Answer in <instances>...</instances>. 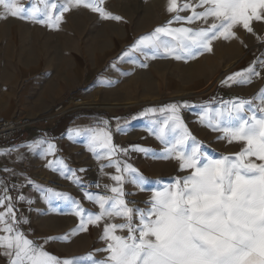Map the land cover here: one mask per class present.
<instances>
[{"label": "rangeland", "instance_id": "rangeland-1", "mask_svg": "<svg viewBox=\"0 0 264 264\" xmlns=\"http://www.w3.org/2000/svg\"><path fill=\"white\" fill-rule=\"evenodd\" d=\"M56 2L63 4L65 0ZM21 3L26 8L33 3L44 7L41 0H21ZM185 3L196 7L199 0H177L178 7ZM102 6L123 19H103L99 13L81 6L64 13L58 30L22 19L10 25L0 24V117L12 118L22 113L34 122L32 130L64 116L96 111L108 118L128 117L141 107H167L185 100L199 101L205 95V111L208 112L205 122L183 121L191 137L195 138L194 141L189 138L182 145L185 152L191 150V144H199L206 156L216 159L225 153L240 152L243 143L229 142L222 132L207 126L208 119L213 124L225 121L228 126V112L238 103L236 97L250 101L251 95L240 92V88L254 81L257 85L264 83V64L259 63L264 60V40L255 45L247 44L249 32L238 25L232 29L235 38L213 40L212 51H205L194 59L177 60L164 54L152 58L150 49L129 52L125 56L124 53L140 37L151 34L157 27L169 25L177 16L189 17L191 12L170 13L169 0H103ZM196 10L203 11L201 8ZM212 22L209 19L206 23ZM170 27L205 28V21L173 22ZM161 38L171 40V37ZM17 55H24L27 60H17ZM249 66L260 72L250 83H225L228 76ZM223 96L227 100L217 104ZM72 98L83 107L69 104ZM250 102L238 114L233 111V116L251 118L252 112L258 118H264V110L257 107L255 100ZM251 105L254 106L251 108ZM217 112L224 115L218 118ZM163 122H138L146 134L147 151L141 155V162L137 159V151L136 157L130 148H125L127 152L120 151L122 163L135 169L140 166L145 175L146 188L141 195L145 200L139 205H130L133 209H147L153 191L159 190L154 189V181L168 185L183 177L179 174L177 161L166 158L165 142L170 147L178 138L179 130L173 129L169 122L168 128L161 133ZM238 123L237 119L231 120L232 126ZM137 144L141 142H130L131 147ZM17 214L16 227L40 250L60 261L85 264L84 254L66 248V240L61 236L30 237L25 230L24 215H19L18 211ZM0 264H9L3 249H0Z\"/></svg>", "mask_w": 264, "mask_h": 264}, {"label": "snow or ice", "instance_id": "snow-or-ice-1", "mask_svg": "<svg viewBox=\"0 0 264 264\" xmlns=\"http://www.w3.org/2000/svg\"><path fill=\"white\" fill-rule=\"evenodd\" d=\"M41 3L43 8L35 3L26 8L21 0H0V19L18 18L58 30L64 13L81 6L99 13L103 19H123L107 12L102 6L103 0H65L63 4L56 0H41ZM197 8L203 11H197ZM168 11H190L191 16H177L169 25L157 27L151 34L140 37L124 53L125 56L129 52L150 49L152 58L164 54L177 60L194 59L205 51L211 52L213 40L235 38L234 27L242 25L251 33L253 21L264 22V0H199L196 7L188 3L178 7L177 0H169ZM209 19L213 22L207 28L170 27L173 22L192 24ZM161 37H171V40ZM259 63L264 64V60ZM259 75L255 67L249 66L228 76L225 83L244 85ZM259 98L264 103V93ZM250 103L240 101L233 105L232 111L228 112V126L222 127L219 121L213 124L208 119L207 126L222 131L229 142L244 145L234 156L219 159L206 156L199 144L187 153L182 147L189 138L195 140L179 114L180 108L187 107V104H171L159 110L170 113L169 119L163 122L161 133L168 128L169 122L173 129L179 130L178 138L170 147L165 142L166 158L180 161V170L188 175L153 191L146 210L129 207L121 187L122 174L111 177L116 182L111 188L116 194L114 197L101 195L95 198L102 210L99 214H85L77 207L76 215L81 218L77 232L86 231L88 225H99L105 216L124 220L121 224L105 225L103 239L107 243L103 251L109 255L103 261H96L90 255L91 264H264V118L233 116V111L238 114L245 104ZM223 115V112L216 113L218 118ZM207 116L205 111L204 117ZM233 119L239 120L235 126L231 124ZM104 123L107 125L108 122ZM76 134H79L78 130ZM90 144L93 150L105 149L101 155L110 160L117 151L107 131L92 132ZM133 148L147 151L139 146ZM52 149L53 145L49 144L50 154ZM121 151L127 152V149ZM52 163L56 162H51L50 166ZM57 168L63 171L67 166L60 161ZM115 169L117 173H134L131 178L134 184L143 186L146 183L143 174L130 164L122 168L117 161ZM67 172L72 177L76 175L71 169ZM48 192L53 197L61 196L51 189ZM19 199L22 200L23 196ZM89 199L94 198L89 195ZM0 209V233H5L0 235V249L9 257V264H78L72 260L60 261L34 245L16 227L18 221L11 197L0 196ZM125 231L127 236L116 234Z\"/></svg>", "mask_w": 264, "mask_h": 264}, {"label": "crops", "instance_id": "crops-1", "mask_svg": "<svg viewBox=\"0 0 264 264\" xmlns=\"http://www.w3.org/2000/svg\"><path fill=\"white\" fill-rule=\"evenodd\" d=\"M16 20L19 19H0V24L10 25L14 24ZM22 21L26 22L27 20L22 19ZM209 25L205 22V28ZM251 27L253 31L247 35V44L255 45L264 40V22L253 21ZM17 57L19 58L17 60H27L24 55H17ZM212 83L213 81L209 83L210 86ZM240 92L251 95L249 100H255L257 107L264 109V103L259 98L260 94L264 93L263 82L257 85L254 81L248 86L241 87ZM241 99L236 97L238 102ZM226 100L227 97L223 96L216 103L220 104ZM183 104H187V107L180 108L179 114L183 121L202 122V124L205 122V95L200 97L199 101L185 100L181 105ZM252 106L254 105H251V108ZM162 108L165 107H141L128 117L121 118H108L102 114L99 115L96 111L81 113L74 117L64 116L29 130L22 140L10 144H0V189H3L0 191V196L11 197L16 220H18L17 211L20 213L19 215H24L26 233L34 238L68 237L69 241L66 240L65 247L84 254L85 261L83 262L85 264H91L88 259L90 255L96 261L105 260L109 254L103 251L107 243L103 239L104 227L107 223H124V220L105 216L99 225H88L86 231L77 232L81 222L80 216L76 215L77 207L82 209L85 214H99L102 210L95 202V198L101 195L106 197L116 195L111 192V188L116 186V182L111 177L117 174L124 176L121 187L124 199L129 202V206L139 205L145 200L141 195L145 191L146 183L143 186L134 184L131 178L135 174L129 171L117 173L115 162L118 161L122 168L124 165H129L122 163L120 158V151L125 148L132 149L131 151L136 157L137 150L131 147V141L137 140L141 142L137 146L146 148L145 129L138 125V122L168 120L170 113L159 111ZM150 109L157 111L151 112ZM252 115L255 114L251 112ZM105 121L108 122L107 125H105ZM219 123L221 126H226L225 121H219ZM77 130L79 131L78 135L76 134ZM97 130L107 131L111 136V143L117 149L111 160L107 156L101 155L106 151L105 149L93 150L91 148L90 134ZM222 135L225 134L222 132ZM49 144L53 145L51 154L48 151ZM190 147L192 149L195 146L191 144ZM201 152L205 154V150ZM237 153L239 151L225 153L219 158L234 156ZM144 154L145 152L137 151L139 162L142 160L141 155ZM60 161H63L67 169L76 173L75 177H72L67 169L61 171L60 168H57ZM175 161H177V168L183 179L188 175V172L181 171L180 161L176 159ZM51 162L56 163H52L50 166ZM256 162L260 163V161ZM137 170L145 177L140 166ZM153 184L154 189H162L166 186L164 183H156V181ZM150 185L151 183H149ZM49 189L52 192L60 193L61 196L53 197L51 192H48ZM89 195L94 199H89ZM20 196H23L22 200L19 199ZM5 203L7 204L8 201ZM116 234L128 235L126 231ZM0 235H5V233H0ZM44 243L43 241L42 244L44 245Z\"/></svg>", "mask_w": 264, "mask_h": 264}, {"label": "built area", "instance_id": "built-area-1", "mask_svg": "<svg viewBox=\"0 0 264 264\" xmlns=\"http://www.w3.org/2000/svg\"><path fill=\"white\" fill-rule=\"evenodd\" d=\"M33 125L34 122L22 113L12 118L0 117V144H10L24 139Z\"/></svg>", "mask_w": 264, "mask_h": 264}, {"label": "bare ground", "instance_id": "bare-ground-1", "mask_svg": "<svg viewBox=\"0 0 264 264\" xmlns=\"http://www.w3.org/2000/svg\"><path fill=\"white\" fill-rule=\"evenodd\" d=\"M69 104H73V105L78 104L80 107H83L82 105H80V104L77 102V100H76L75 98H72V100L69 101ZM126 104H127V103H126ZM52 117H53V116H52Z\"/></svg>", "mask_w": 264, "mask_h": 264}, {"label": "trees", "instance_id": "trees-1", "mask_svg": "<svg viewBox=\"0 0 264 264\" xmlns=\"http://www.w3.org/2000/svg\"><path fill=\"white\" fill-rule=\"evenodd\" d=\"M253 98V97H252ZM12 193V192H11Z\"/></svg>", "mask_w": 264, "mask_h": 264}]
</instances>
